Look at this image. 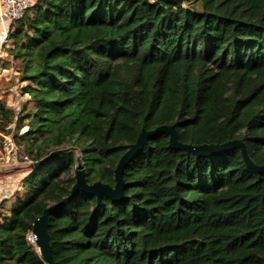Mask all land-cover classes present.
I'll return each mask as SVG.
<instances>
[{
	"label": "trees",
	"instance_id": "1",
	"mask_svg": "<svg viewBox=\"0 0 264 264\" xmlns=\"http://www.w3.org/2000/svg\"><path fill=\"white\" fill-rule=\"evenodd\" d=\"M32 1L3 51L33 108L0 101V148L15 124L33 162L65 152L0 203V264H45L29 236L71 194L78 158L87 183L114 187L143 128L239 140L264 165V0ZM123 179L121 200L79 192L49 213L55 264H264V173L240 148L197 158L160 133Z\"/></svg>",
	"mask_w": 264,
	"mask_h": 264
},
{
	"label": "water",
	"instance_id": "2",
	"mask_svg": "<svg viewBox=\"0 0 264 264\" xmlns=\"http://www.w3.org/2000/svg\"><path fill=\"white\" fill-rule=\"evenodd\" d=\"M12 133V130H9V134ZM165 133L169 136L170 145L177 149L186 151L189 154L195 155L197 158L201 157H211L231 149L240 148L242 151V156L247 164V166L254 173H264V165L257 166L255 165L247 151L246 146L239 140H231L222 144H201V145H192V144H184L179 141V133L176 129L175 125H162L153 130L142 129L141 133L138 136V139L135 143L129 145L127 151L120 158L116 169H115V181L116 184L114 187L105 184L101 181H98L94 184H89L86 181V171L85 168L81 164V159L78 158V166L75 171V179L76 182L72 187L71 194L63 199L61 202L57 204H53L48 207L44 213L39 216L34 221L32 234L35 236V245L38 248V251L42 257V260L45 264H55L53 258V250L50 243V233H49V213L60 206L68 204L72 201L75 196L82 192L87 195H94L97 197L98 202L101 203V197L106 195L113 201L121 200L124 197V188L125 181L123 179V173L126 165L139 153H141L148 143L150 138L155 137L157 134ZM65 150H59L51 153L44 159L35 163V168L40 167L41 165L47 163L54 155L64 153Z\"/></svg>",
	"mask_w": 264,
	"mask_h": 264
},
{
	"label": "built area",
	"instance_id": "3",
	"mask_svg": "<svg viewBox=\"0 0 264 264\" xmlns=\"http://www.w3.org/2000/svg\"><path fill=\"white\" fill-rule=\"evenodd\" d=\"M33 5L32 0H0V8L2 9L1 18L9 21L11 24L24 17L27 10ZM9 43V33L0 32V47H6ZM17 164L28 165L27 171L35 168V162H33L29 156L23 151V149L17 144V142L11 137L7 136L1 142L0 148V173L8 171L9 167ZM21 181L17 183L11 180H7L5 186H0L1 193H5L6 198L4 200L14 196L15 192L19 189ZM3 201V200H2ZM29 241L35 244V236L31 233Z\"/></svg>",
	"mask_w": 264,
	"mask_h": 264
},
{
	"label": "rangeland",
	"instance_id": "4",
	"mask_svg": "<svg viewBox=\"0 0 264 264\" xmlns=\"http://www.w3.org/2000/svg\"><path fill=\"white\" fill-rule=\"evenodd\" d=\"M9 61L12 60L7 57L6 52L3 51L0 54V101L5 102L7 106L11 108L16 113V115H18L22 113L24 107H26L27 110L32 109L33 104L30 103V96L28 94H23L22 87H24L25 84L18 83L19 65H15V67L5 69V63ZM15 129V124H12L9 127V130H12V133L15 131ZM26 130L27 126L21 131V134ZM8 136L12 137V134L8 133ZM78 156L80 157V155ZM27 169L28 165L26 164H17L15 166L9 167L8 171L0 173V186H5L7 180L9 182L13 180L16 183L18 181H21L26 176V173L28 172ZM0 189L3 188L1 187ZM15 195L16 192L11 198L4 200V197L6 198L5 193L0 192V203H2L3 200L6 201L7 206H11L12 203L16 200L17 195Z\"/></svg>",
	"mask_w": 264,
	"mask_h": 264
},
{
	"label": "crops",
	"instance_id": "5",
	"mask_svg": "<svg viewBox=\"0 0 264 264\" xmlns=\"http://www.w3.org/2000/svg\"><path fill=\"white\" fill-rule=\"evenodd\" d=\"M1 14H2V9L0 8V32L5 33L11 32V23L7 20H4L1 18ZM3 52V48L0 47V54ZM28 174V172L26 173V175ZM25 176V175H24Z\"/></svg>",
	"mask_w": 264,
	"mask_h": 264
}]
</instances>
